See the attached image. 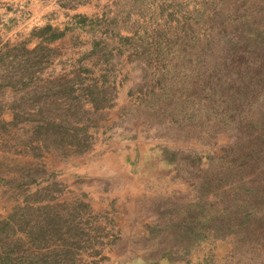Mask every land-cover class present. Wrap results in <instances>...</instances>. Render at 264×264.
<instances>
[{
  "label": "rangeland",
  "instance_id": "374dc122",
  "mask_svg": "<svg viewBox=\"0 0 264 264\" xmlns=\"http://www.w3.org/2000/svg\"><path fill=\"white\" fill-rule=\"evenodd\" d=\"M250 28L264 30V0H0V255L139 264L162 252L164 225L202 199L208 161L195 157L234 134L213 130L225 108L206 85L224 44L233 79L255 70L264 33ZM258 93L263 107L264 82ZM41 109L89 148L38 146ZM171 250L158 264H264V244L231 234Z\"/></svg>",
  "mask_w": 264,
  "mask_h": 264
},
{
  "label": "trees",
  "instance_id": "16d2710c",
  "mask_svg": "<svg viewBox=\"0 0 264 264\" xmlns=\"http://www.w3.org/2000/svg\"><path fill=\"white\" fill-rule=\"evenodd\" d=\"M239 6L238 4L236 7ZM250 29L254 30L255 36H261L264 33V30L260 28ZM245 32L244 26L240 34L243 35ZM231 40L237 39L231 38ZM238 47L242 51V57L247 58L248 49L243 40ZM258 47L260 49V45ZM229 48L227 44H224L219 56L222 58L223 52ZM221 58L214 61V78L206 85L208 92L214 94L225 108L212 127L216 132L228 128L234 134L229 142L223 141L218 147L206 152L204 156L195 157L199 160L197 163L199 165L208 161L198 187L203 194L202 199L188 204L192 209L187 208L188 221H173L168 226L164 225V228L168 227L167 231L171 236L164 239L163 244L158 245L160 246L158 249L162 252L143 258L138 261L139 264H158L163 258L173 260L178 256H174L176 254L172 252V248L177 245L189 247L193 242L207 239L208 236L224 238L231 234L241 247L249 241L264 244V106L261 107L256 103L261 95L258 92L264 82V56L261 55L258 65L252 72L249 69L246 71L247 66L244 64L239 66L234 71L236 75H239L237 79L232 78L234 67L227 63L226 59ZM247 73L252 76L249 78ZM213 76H209L208 79ZM71 80L74 81V79ZM250 80L251 85L255 87L252 88L249 85ZM73 85L75 84H72V88L75 87ZM72 88L71 91H73ZM84 89H88V96L92 99L94 110H96L100 102L99 93L89 84ZM46 96L50 98L49 94ZM53 101H57V97ZM72 106L73 102L70 101L68 107ZM48 112L44 113L41 109L37 113V119H29L37 123L35 135L38 138V146H44L47 149L50 146L54 148L60 146L63 149L72 147L73 152H82L89 148L90 143L87 140L85 142L87 136L76 138L78 134L74 133L71 134L73 138L69 137L68 129L64 128L65 121H56L55 116L49 117ZM85 132L87 133L86 128H84ZM53 135L61 137L59 140L57 138L51 141ZM161 153L169 164L176 161L177 154L174 150L163 147ZM214 192L217 197L209 200L207 195ZM196 211L203 216H207V211L213 212L210 218L197 222ZM155 229L160 231L161 227L155 225ZM9 254L5 252L0 255V264H39L40 257H29L27 254V256L13 257ZM67 260L69 261L67 256L62 259L64 262ZM57 262L56 259L49 261L48 258H44V263L57 264ZM122 264H133V261Z\"/></svg>",
  "mask_w": 264,
  "mask_h": 264
}]
</instances>
